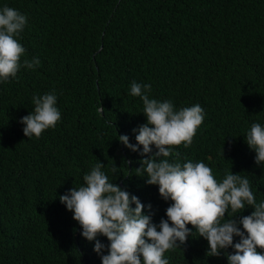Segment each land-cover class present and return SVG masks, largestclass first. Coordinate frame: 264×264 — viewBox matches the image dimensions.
<instances>
[{
  "label": "trees",
  "instance_id": "16d2710c",
  "mask_svg": "<svg viewBox=\"0 0 264 264\" xmlns=\"http://www.w3.org/2000/svg\"><path fill=\"white\" fill-rule=\"evenodd\" d=\"M3 5L26 15L20 43L26 58L37 56L40 64L0 84V264H101L58 199L79 187L97 160L110 180L152 204L154 222L164 216L170 201L145 183L136 169L140 157L117 140L127 134L135 143L132 130L146 120L139 97L128 94L133 80L151 84L156 99L204 109L192 143L172 146L177 159L203 161L217 179L226 170L247 176L255 199H264V167L243 137L252 122L264 124V0H0ZM53 89L60 121L39 138L26 137L19 118L32 110L34 93ZM207 247L193 232L164 255L168 264H227L223 251L209 256Z\"/></svg>",
  "mask_w": 264,
  "mask_h": 264
},
{
  "label": "clouds",
  "instance_id": "9594fccd",
  "mask_svg": "<svg viewBox=\"0 0 264 264\" xmlns=\"http://www.w3.org/2000/svg\"><path fill=\"white\" fill-rule=\"evenodd\" d=\"M27 23L19 10L0 6V84L16 78L20 68L40 64L37 56L26 58L20 43ZM150 92L151 84L130 82L128 94L139 97L146 120L132 130L135 143L127 134H119L117 140L140 157L136 169L145 173V183L158 186L159 196L170 201L164 216L154 222L152 204L142 203L110 180L105 164L97 160L83 174L79 187L58 196L80 226V236L93 242L101 264H168L164 253L184 245L193 232L207 241L209 256L223 251L227 264H264V199H255L247 176L226 170L217 179L203 161L177 159L172 146L187 148L192 143L205 111L199 103L176 107L171 99L159 100ZM31 103L32 110L19 122L26 137L39 138L61 119L57 93L55 89L34 93ZM243 137L255 152L254 162L264 167V124L252 122ZM109 171L116 173V167ZM248 207L254 210L237 218ZM234 237L239 239L234 242Z\"/></svg>",
  "mask_w": 264,
  "mask_h": 264
}]
</instances>
